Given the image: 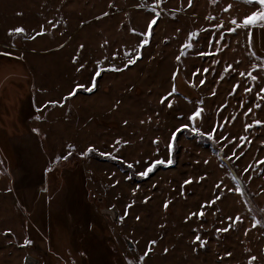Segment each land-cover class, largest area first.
Returning a JSON list of instances; mask_svg holds the SVG:
<instances>
[{"label": "rangeland", "instance_id": "rangeland-1", "mask_svg": "<svg viewBox=\"0 0 264 264\" xmlns=\"http://www.w3.org/2000/svg\"><path fill=\"white\" fill-rule=\"evenodd\" d=\"M253 13L264 5L0 0V264H264Z\"/></svg>", "mask_w": 264, "mask_h": 264}, {"label": "snow or ice", "instance_id": "snow-or-ice-1", "mask_svg": "<svg viewBox=\"0 0 264 264\" xmlns=\"http://www.w3.org/2000/svg\"><path fill=\"white\" fill-rule=\"evenodd\" d=\"M189 2H190V4H191V0H189ZM257 2L259 3V4H261V5H264V0H257ZM228 9H225V11H227ZM257 20H259L260 22H264V13H253L252 15H250V16H246L245 18H244V20H243V26L244 27H248V26H250V25H254V22H256ZM232 23L233 24H236L237 23V21H235V20H233L232 21ZM156 24V20H153L152 21V25H155ZM152 25H150L149 27L151 28L152 27ZM12 32H15V33H17V34H22L23 32H24V30L23 29H14V30H11ZM234 31V30H233ZM211 36H212V32H211V30H209V37L211 38ZM212 41L210 40V43H211ZM149 43V40L148 39H144V40H142V44H141V47H143V46H146L147 44ZM184 47H187V48H191L192 47V45L191 44H189V45H186V46H184ZM178 59H179V57H178ZM135 62V60H130L129 61V63L131 64V63H134ZM113 70H116V71H119L120 69H113ZM205 72H208L209 70H204ZM242 76L244 75L243 73L241 74ZM249 76H250V78L253 80V81H255L256 80V77L255 76H252L251 75V73H249L248 74ZM203 83H205V81H203V80H201V84H203ZM239 85H237L236 87H238ZM80 87H83V86H77V88L79 89ZM93 87H94V85L93 86H89V87H86L85 88V90H87V91H89V92H91L92 90H93ZM246 91H251V89H246ZM262 91H264V90H262ZM71 95V94H70ZM53 103H56V102H53ZM170 106V105H169ZM257 107L259 108V107H261L259 104L257 105ZM250 111V110H249ZM199 117H202V112H201V110H196L194 113H193V115H191V116H189L188 117V119H189V121H191V122H195L196 120H197V118H199ZM262 125H264V122H260V121H256L253 125H246V130H248L249 128H252V127H259V126H262ZM186 128H188V126H182V129L180 130V131H182V130H184V129H186ZM222 130V129H221ZM193 131H195V129H193ZM176 135H177V133H174L173 134V139L176 137ZM209 140H212L213 139V137H212V135H208V137H207ZM242 139H246V138H242ZM117 143H119V142H117ZM172 143V141L170 140V144ZM246 143H247V140H246ZM243 147V145L241 146V148ZM92 151H94L93 149H91V148H89L88 149V152L87 153H85V154H83V155H87V154H89V153H91ZM100 155L101 156H106V155H108V154H105V153H100ZM67 157H64V159H66ZM165 163V161H163V160H158V161H156L155 162V164L156 165H159V164H164ZM173 163V161L171 160V159H169L168 161H167V164H169V165H171ZM261 163H264V162H261ZM155 166V165H154ZM153 166V167H154ZM128 167H132V165H128ZM153 167H149L144 173H142L141 175H143V176H147L150 172H152L153 171ZM231 219V218H230ZM236 222H240L239 221V218H237V221ZM255 226V225H254ZM229 229H223V230H219V231H228ZM197 239H199V238H197ZM26 244L27 243H29L28 241H26L25 242ZM152 243H155V242H152ZM151 249H149V251H150ZM142 259L143 258H141V261H142ZM253 260H255V257H253L252 258Z\"/></svg>", "mask_w": 264, "mask_h": 264}, {"label": "water", "instance_id": "water-1", "mask_svg": "<svg viewBox=\"0 0 264 264\" xmlns=\"http://www.w3.org/2000/svg\"><path fill=\"white\" fill-rule=\"evenodd\" d=\"M101 200H102V197H97V198H96V202H97V203H100ZM103 207H104V206H103ZM103 207H100L101 212L110 215L111 218H112L114 221L117 222V220H118V213H117L116 209L113 208V207H108V208H103ZM128 245L131 246V244H130L129 242H128ZM27 261H29V258H27Z\"/></svg>", "mask_w": 264, "mask_h": 264}, {"label": "trees", "instance_id": "trees-1", "mask_svg": "<svg viewBox=\"0 0 264 264\" xmlns=\"http://www.w3.org/2000/svg\"><path fill=\"white\" fill-rule=\"evenodd\" d=\"M15 64L19 65L18 62H15ZM20 65L22 66L21 63H20ZM2 106H5V105H4L3 103H2V104L0 103V110H3V109H2ZM10 134H13V133H10ZM200 138H205V137L202 136V137H200ZM175 154H176V151H175V148L173 147V154H172L173 158L175 157ZM59 161H63V160H59ZM59 161H57V162H59ZM57 162H56V163H57ZM51 165H52V164H51L50 162L47 163V166H46V169H45V172H44L45 174H46V172H47V174H48V172L51 170V169H50V166H51ZM58 165H59V164H58ZM60 165H61V164H60ZM60 165L57 166L58 168H55V171H56L57 169L59 170V168H60L61 166H63V164H62L61 166H60ZM249 207H250V209H252V210L255 212V208H254V207H251V206H249Z\"/></svg>", "mask_w": 264, "mask_h": 264}, {"label": "flooded vegetation", "instance_id": "flooded-vegetation-1", "mask_svg": "<svg viewBox=\"0 0 264 264\" xmlns=\"http://www.w3.org/2000/svg\"><path fill=\"white\" fill-rule=\"evenodd\" d=\"M20 66V65H19Z\"/></svg>", "mask_w": 264, "mask_h": 264}]
</instances>
